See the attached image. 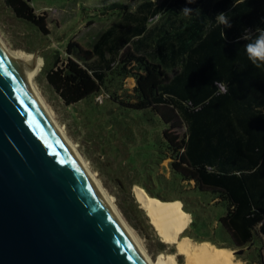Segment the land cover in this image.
<instances>
[{
	"label": "trees",
	"instance_id": "obj_1",
	"mask_svg": "<svg viewBox=\"0 0 264 264\" xmlns=\"http://www.w3.org/2000/svg\"><path fill=\"white\" fill-rule=\"evenodd\" d=\"M29 1L3 0L16 18L47 33L44 12ZM184 8L199 9V15L185 16ZM99 13L115 17L88 46L70 39L64 56L54 50L48 65L42 54L39 75L64 105L104 90L111 103L158 118L162 128L152 148L154 169L129 182L151 199H166L153 187L162 181L156 164L168 158L169 178L192 181L184 192L198 207L191 210L179 195L186 226L192 217L180 235L212 247L219 245L214 235L226 234L229 244L253 250L249 261L264 264V64L249 61L243 39L264 30V0L111 1ZM220 13L228 16L230 28L218 23ZM126 77L133 79L130 92L121 87ZM107 81H117L121 93ZM218 82L228 86L227 93ZM179 125L180 135L168 129ZM120 189L124 217L132 223V216L142 215L155 252L164 251L166 243L144 211ZM179 199L164 202L180 204ZM213 216L218 227L209 235Z\"/></svg>",
	"mask_w": 264,
	"mask_h": 264
},
{
	"label": "water",
	"instance_id": "obj_2",
	"mask_svg": "<svg viewBox=\"0 0 264 264\" xmlns=\"http://www.w3.org/2000/svg\"><path fill=\"white\" fill-rule=\"evenodd\" d=\"M11 66L0 52V264H145Z\"/></svg>",
	"mask_w": 264,
	"mask_h": 264
},
{
	"label": "rangeland",
	"instance_id": "obj_3",
	"mask_svg": "<svg viewBox=\"0 0 264 264\" xmlns=\"http://www.w3.org/2000/svg\"><path fill=\"white\" fill-rule=\"evenodd\" d=\"M111 1L126 2V0H30L29 3L36 12H44L45 25L48 31L43 34L33 25L16 18L6 8L3 0H0V39L10 49L22 50L32 55H34L32 51L35 50L39 71L43 64L41 55L44 54L46 65L50 63L51 53L54 50H57L62 58L64 56L63 48L68 40L73 39L83 47L88 46L100 31L113 21L114 13H99L102 6ZM39 72L34 78V85L48 110L75 145L90 171L96 174L120 215L134 231L148 254L155 258L171 253L169 250L174 248L172 243H166L164 251L156 253L153 245L154 237L151 230L145 227L142 215L136 214V216L131 217L135 227L124 217L118 206L119 200L123 196L120 194V188L132 198H134V187L141 188L145 192L140 185L131 184L129 181L136 180L145 173H151L154 169L152 148L157 146L162 128L158 118L154 115L149 117L148 114H144L143 110L128 109L111 103L104 90L95 96L64 105L56 93L47 87L43 75H39ZM106 83L108 87L117 90V93H121V89L116 87L117 81L116 83L108 81ZM132 85L133 79L131 77L124 78L121 83V87L127 92L131 91ZM168 129L177 135H180L183 130L180 125ZM168 161V158H164L156 164V174L162 181H156L159 186L156 185L153 188L165 196L166 199L164 200H176L179 199L180 195L191 210L197 209L198 207L190 197L191 195L184 192L191 189L192 181L178 180L177 183L174 174L169 178L171 173ZM146 195L148 196L147 193ZM210 200V202L213 201L212 197ZM178 204L179 210L180 206L183 209L182 201ZM207 210L209 213L214 212V209L211 208ZM189 216L191 221V214ZM189 222L187 221L185 227L187 229ZM217 227L218 222L213 216L207 234L213 235L214 228L217 230ZM179 236L186 237L187 235L183 236L179 233ZM187 238L192 242L200 243V241L189 236ZM213 238L219 245L212 243V247H221L220 244L222 243L227 245L222 247H228L231 250L245 248L244 245L229 244L226 234L214 235ZM252 251L251 248H245L241 253L232 252L231 258L240 260L242 264H256L249 261ZM261 252L264 258L263 248ZM178 259L180 264H183V256L179 255ZM176 262L178 263L177 257Z\"/></svg>",
	"mask_w": 264,
	"mask_h": 264
},
{
	"label": "bare ground",
	"instance_id": "obj_4",
	"mask_svg": "<svg viewBox=\"0 0 264 264\" xmlns=\"http://www.w3.org/2000/svg\"><path fill=\"white\" fill-rule=\"evenodd\" d=\"M0 52L9 61L14 70L25 67V69L18 73V77L24 83L32 101L43 114L66 153L86 177L94 194L120 227L145 264H178L176 262L177 254L183 256V264H242L240 260L231 258L232 250L228 247H209L205 244L192 242L187 237L179 236V233L185 228L186 222L177 204L171 201L164 202L158 199H151L141 188L134 187L135 201L138 207L144 211L148 222L159 239L164 243H172L174 246L173 253L171 252L165 256H156L152 258L134 231L124 221L113 200L100 184L96 174L90 171L75 145L65 134L64 130L57 124L48 110L42 96L34 85V78L38 72L36 54L32 55L22 50L10 49L1 39Z\"/></svg>",
	"mask_w": 264,
	"mask_h": 264
},
{
	"label": "clouds",
	"instance_id": "obj_5",
	"mask_svg": "<svg viewBox=\"0 0 264 264\" xmlns=\"http://www.w3.org/2000/svg\"><path fill=\"white\" fill-rule=\"evenodd\" d=\"M194 0H188V3H193ZM185 16H191L193 14L199 15V9L193 10L191 8H184L181 11ZM216 20L219 24L224 25L228 28L231 27L228 16L224 13H220L216 16ZM256 35L245 34L243 39L248 41L244 48L249 61L259 67L264 64V30L257 29ZM219 86L223 89L225 93L228 91V86L223 82H218Z\"/></svg>",
	"mask_w": 264,
	"mask_h": 264
}]
</instances>
